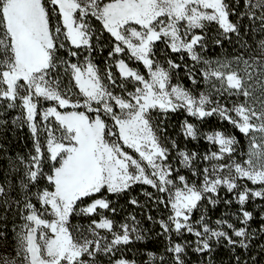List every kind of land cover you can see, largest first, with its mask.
Returning a JSON list of instances; mask_svg holds the SVG:
<instances>
[{
  "label": "snow or ice",
  "instance_id": "1",
  "mask_svg": "<svg viewBox=\"0 0 264 264\" xmlns=\"http://www.w3.org/2000/svg\"><path fill=\"white\" fill-rule=\"evenodd\" d=\"M0 264H264V0H0Z\"/></svg>",
  "mask_w": 264,
  "mask_h": 264
},
{
  "label": "trees",
  "instance_id": "2",
  "mask_svg": "<svg viewBox=\"0 0 264 264\" xmlns=\"http://www.w3.org/2000/svg\"><path fill=\"white\" fill-rule=\"evenodd\" d=\"M255 226V225H254ZM149 247H151V245H149ZM224 259H226V256L223 257ZM143 259H147V257H143Z\"/></svg>",
  "mask_w": 264,
  "mask_h": 264
}]
</instances>
